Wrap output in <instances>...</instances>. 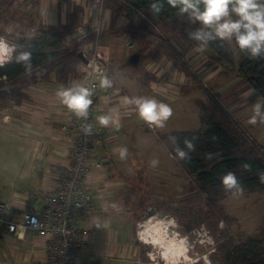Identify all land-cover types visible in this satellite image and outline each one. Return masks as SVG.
<instances>
[{
	"label": "rangeland",
	"instance_id": "374dc122",
	"mask_svg": "<svg viewBox=\"0 0 264 264\" xmlns=\"http://www.w3.org/2000/svg\"><path fill=\"white\" fill-rule=\"evenodd\" d=\"M25 1L19 0L21 13L28 8V5L23 6ZM139 16L146 18L143 14ZM150 20L147 19L149 32L144 36L135 41L130 37L125 39L126 44L136 42L133 53L140 55L136 65L126 62V71L132 75H140L141 78H151L147 74V60L163 54L169 64L171 62L177 69L174 70L176 97L173 100L166 99L160 93V102L168 104L172 109V115L165 121L163 127L153 126L155 129H151L150 125L135 115L138 118V129L136 130L137 148L134 168L138 173L133 177H124L121 172L118 177L121 187L115 200L121 220L115 224L121 229L122 234L129 235L132 226L129 218L134 222L132 238L136 255L132 258L141 264H206V261L207 264H225L223 253H218L220 243L228 244L230 247L240 243L248 235L261 234L264 227V191L247 192L241 189L231 193L224 187L203 192L178 164L162 142L161 136L173 130L198 128L201 125L200 105L218 106L226 109L228 114L246 131L249 139L264 149V123L259 121L256 124L248 123L252 115L251 106L264 99L254 96V90L239 76L241 54L234 42L226 41L233 53V66L220 64L211 46L207 45L200 50L198 45L183 41V34L194 24L186 15L167 24L155 22L151 17ZM0 27L8 31L13 30L15 22L1 23ZM3 39L9 47H12V51L6 52L4 57L5 59L8 57L9 61L12 59L15 47L6 38ZM85 41L86 39L82 41V47L89 58L90 54L86 49L88 44ZM67 43L73 42L67 41ZM96 44L100 50L99 41H94L92 48ZM158 47L166 54L162 52L163 50L161 53L158 52ZM169 47L172 48L177 59H173L174 54L171 55ZM154 53L155 55L151 56ZM110 69L111 67L108 72ZM184 80L188 83L180 85L184 83ZM9 103L4 104L0 101V111L4 112L12 108L9 107L11 104ZM261 111H264V103H262ZM24 139V136L15 132L0 129V195L9 188L12 177L19 176L23 167ZM153 160L156 161L155 165L151 163ZM128 162L130 163V160ZM127 191L129 194L126 197ZM168 203L171 207H168ZM146 224L159 225L161 233L164 228L166 229V238L183 242L186 248L184 253L188 258L183 254L181 258H178L177 263L168 260L164 254L163 244L155 242L152 238L148 241L143 239L141 231Z\"/></svg>",
	"mask_w": 264,
	"mask_h": 264
},
{
	"label": "crops",
	"instance_id": "0c3cea01",
	"mask_svg": "<svg viewBox=\"0 0 264 264\" xmlns=\"http://www.w3.org/2000/svg\"><path fill=\"white\" fill-rule=\"evenodd\" d=\"M23 4L28 5L25 10H37L36 18L39 21L56 26L67 24L75 8H80V24L69 37V42L75 38L77 42L86 39V49L91 54L93 42L99 41V48L111 67L105 75L112 81V86L101 89L97 116L108 114L115 123L105 127L96 122L94 153L97 163L89 178L91 201L79 218L80 223L89 229V234L77 264H141L132 258L136 255L132 238L134 222L129 218L132 225L129 235L122 234L115 224L121 220L115 200L121 187L118 177L121 172L124 177H133L138 173L134 168L138 118L135 117L137 114L134 106L125 105L123 98L146 96L160 102L162 93L166 99L173 100L176 97L174 70L177 69L171 62L169 64L163 54L153 59L151 56L154 53L147 60V74L151 78L128 73L125 65L134 54L136 42L126 44L128 35H117L111 31L112 12L104 5V0H27ZM128 20L122 17L119 24L124 25ZM96 28L100 30L99 35ZM182 39L187 42L184 37ZM87 63L81 61L79 74L66 83H59L52 75L48 79L39 80L37 84L25 86L27 97L24 102L20 106L9 103L12 108L0 111V129L25 137L20 174L12 177L9 188L0 195V201L8 205L5 215L7 219H17L25 210L39 213L46 207L44 193L55 185V172L52 169L68 163L73 146L72 133L63 128V123L69 118V111L59 102L56 92L61 86L84 84ZM186 81L180 85H186ZM150 128L155 129L153 126ZM121 148L127 149L123 159L119 156ZM128 194L127 191L126 197ZM168 207H171L170 203ZM48 239L28 228H19L16 233H10L6 225L0 222V264H34L44 261Z\"/></svg>",
	"mask_w": 264,
	"mask_h": 264
},
{
	"label": "trees",
	"instance_id": "16d2710c",
	"mask_svg": "<svg viewBox=\"0 0 264 264\" xmlns=\"http://www.w3.org/2000/svg\"><path fill=\"white\" fill-rule=\"evenodd\" d=\"M124 1L104 0V5L112 12L111 31L117 35H128L133 41L149 32L147 19L139 16L141 13L161 24L181 17L167 0H162L163 8L157 15L150 11L152 0ZM21 11L19 0H0V24L15 22L13 30L0 27V37L15 47L12 59L0 64V101L17 106L27 97L25 86L37 84L52 75L59 83L76 78L81 63L78 53L83 50L82 41L75 43L77 41L73 39V43H67L80 24V8H75L67 24L57 26L39 21L36 9ZM122 17L129 19L124 25L119 24ZM198 26V22H194L183 34L187 42L199 44L187 36L189 30ZM208 45L216 52L220 64L233 66V53L226 41L214 40ZM168 49L171 55L174 54L173 59H177L172 48ZM161 51L158 48V52ZM23 52L30 54L27 61L18 59ZM240 54L239 76L254 90L255 96L264 99V55L250 57L246 51H240ZM200 109L201 125L198 128L173 130L161 136L178 164L203 192L224 188L220 178L229 171L237 177L240 190L264 191V180H261L264 176V149L249 139L246 131L223 107L200 105ZM177 150H182L185 155L178 156ZM230 192L237 191L232 189ZM219 245L218 253H223L225 264H264V227L259 236L248 235L230 247L228 244Z\"/></svg>",
	"mask_w": 264,
	"mask_h": 264
},
{
	"label": "clouds",
	"instance_id": "9594fccd",
	"mask_svg": "<svg viewBox=\"0 0 264 264\" xmlns=\"http://www.w3.org/2000/svg\"><path fill=\"white\" fill-rule=\"evenodd\" d=\"M167 3L177 9V14L187 16L190 22H198V27L189 30V39L198 41V48L203 50L210 41L221 40L234 42L241 52H247L250 57L264 55V0H167ZM153 15H157L163 8L162 0H152L149 5ZM14 47V46H13ZM12 51L8 43L0 38V52ZM29 53L23 52L18 56L19 60L27 61ZM112 81L105 75L99 79L98 87L101 89L110 88ZM56 96L59 102L76 117L87 119L89 106L92 104V90L90 87L74 83L69 87L61 86ZM125 105L134 106L139 119L150 126L163 127L165 121L172 115L171 107L155 98L146 96H132L123 98ZM262 103L258 101L252 107V115L248 123L256 124L257 121L264 123V111H261ZM96 122L101 126H108L115 123L108 114L95 117ZM91 125L84 127L88 132ZM127 149L121 148L119 156L123 159ZM177 154L183 157L185 153L177 150ZM153 165L156 161L151 162ZM264 180V176H261ZM221 184L227 190L235 189L240 191L237 177L231 171L226 172L220 178ZM207 264V261H206Z\"/></svg>",
	"mask_w": 264,
	"mask_h": 264
},
{
	"label": "built area",
	"instance_id": "2783aa9c",
	"mask_svg": "<svg viewBox=\"0 0 264 264\" xmlns=\"http://www.w3.org/2000/svg\"><path fill=\"white\" fill-rule=\"evenodd\" d=\"M143 16L151 21L147 15ZM95 31L99 35V28ZM86 66L84 85L92 90L89 115L84 119L69 111V118L63 123V128L73 135L72 151L67 164L52 169L55 172V185L44 193L46 207L39 213L25 210L17 219H7L8 205L0 201V222L6 225L10 233H16L19 228H28L49 238L46 259L34 264H77L89 234V229L80 223L79 218L91 201L89 178L97 163L94 142L97 134L95 117L101 91L99 79L108 73L110 67L97 44L91 49ZM89 124L92 127L85 132L84 127Z\"/></svg>",
	"mask_w": 264,
	"mask_h": 264
},
{
	"label": "bare ground",
	"instance_id": "6f19581e",
	"mask_svg": "<svg viewBox=\"0 0 264 264\" xmlns=\"http://www.w3.org/2000/svg\"><path fill=\"white\" fill-rule=\"evenodd\" d=\"M5 53L6 52H0V62L1 63H3L4 61L8 59V57L6 59L4 58L6 55ZM3 58L5 59L4 61H3ZM159 227H160L159 225L152 226V225L146 224L144 230L141 231V235L143 239L148 241L150 238H152L155 242H159L160 244H163L164 249H165L164 254L168 257V260L176 262L178 261V258H181L183 256V254H184V257L188 258L187 254L184 253L186 252L185 251L186 248L182 244L183 242L182 243L180 241L178 242V240L173 239V238H166L167 237L165 236L166 229L163 227L164 229L162 230L163 232L161 233V231L159 230Z\"/></svg>",
	"mask_w": 264,
	"mask_h": 264
},
{
	"label": "water",
	"instance_id": "95a60500",
	"mask_svg": "<svg viewBox=\"0 0 264 264\" xmlns=\"http://www.w3.org/2000/svg\"><path fill=\"white\" fill-rule=\"evenodd\" d=\"M78 56H79L80 60L83 61L84 63H87V62H88L87 59L85 58V56H84V54H83L82 51L78 53ZM139 57H140V56H139L138 53H134V54H132V55L129 57L128 63H129L130 65H136V64L138 63Z\"/></svg>",
	"mask_w": 264,
	"mask_h": 264
}]
</instances>
